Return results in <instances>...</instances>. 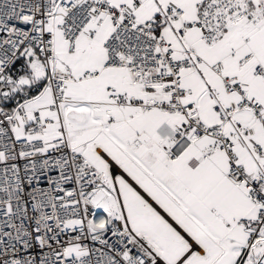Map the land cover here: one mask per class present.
Here are the masks:
<instances>
[{
  "label": "snow or ice",
  "instance_id": "1",
  "mask_svg": "<svg viewBox=\"0 0 264 264\" xmlns=\"http://www.w3.org/2000/svg\"><path fill=\"white\" fill-rule=\"evenodd\" d=\"M0 264H264V0H0Z\"/></svg>",
  "mask_w": 264,
  "mask_h": 264
}]
</instances>
